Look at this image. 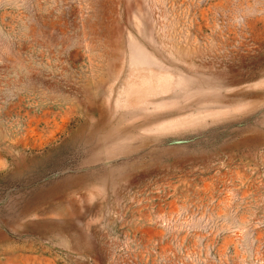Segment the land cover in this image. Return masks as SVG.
<instances>
[{
  "label": "rangeland",
  "instance_id": "1",
  "mask_svg": "<svg viewBox=\"0 0 264 264\" xmlns=\"http://www.w3.org/2000/svg\"><path fill=\"white\" fill-rule=\"evenodd\" d=\"M0 264H264V0H0Z\"/></svg>",
  "mask_w": 264,
  "mask_h": 264
}]
</instances>
